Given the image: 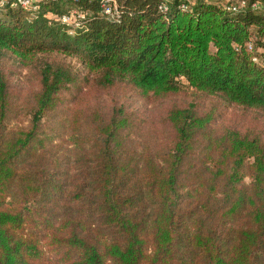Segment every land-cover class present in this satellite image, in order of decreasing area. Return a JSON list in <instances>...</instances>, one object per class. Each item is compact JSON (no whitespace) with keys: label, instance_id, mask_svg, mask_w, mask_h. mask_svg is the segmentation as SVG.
<instances>
[{"label":"trees","instance_id":"trees-1","mask_svg":"<svg viewBox=\"0 0 264 264\" xmlns=\"http://www.w3.org/2000/svg\"><path fill=\"white\" fill-rule=\"evenodd\" d=\"M119 1L0 8V264H264V0Z\"/></svg>","mask_w":264,"mask_h":264},{"label":"built area","instance_id":"built-area-1","mask_svg":"<svg viewBox=\"0 0 264 264\" xmlns=\"http://www.w3.org/2000/svg\"><path fill=\"white\" fill-rule=\"evenodd\" d=\"M52 2L55 0H2L0 2V8H6L8 6L13 7H21L31 12H35L40 8L42 2ZM233 0H226V2ZM194 3V0H183L181 4L182 8L186 9L188 6ZM100 4V12L106 15L109 18H116L119 16V0H99ZM246 4V0H237V2L229 3V9L233 11H237L239 7L244 6ZM159 9L162 11H167L168 6L166 4H161ZM88 19V12L73 9L66 13H62L58 16V20L65 25L70 32H74L77 28H81L84 26L85 22ZM249 49H252V45L249 44ZM255 62H258L259 59L253 58Z\"/></svg>","mask_w":264,"mask_h":264},{"label":"rangeland","instance_id":"rangeland-1","mask_svg":"<svg viewBox=\"0 0 264 264\" xmlns=\"http://www.w3.org/2000/svg\"><path fill=\"white\" fill-rule=\"evenodd\" d=\"M27 72H24V74H26ZM21 78V77H20ZM20 81H24V79H21ZM35 86L33 84H29L26 81L23 84V89L25 90V93H27L28 91L32 90Z\"/></svg>","mask_w":264,"mask_h":264},{"label":"clouds","instance_id":"clouds-1","mask_svg":"<svg viewBox=\"0 0 264 264\" xmlns=\"http://www.w3.org/2000/svg\"><path fill=\"white\" fill-rule=\"evenodd\" d=\"M0 2H2V0H0ZM16 5L15 4H13V7H15Z\"/></svg>","mask_w":264,"mask_h":264}]
</instances>
